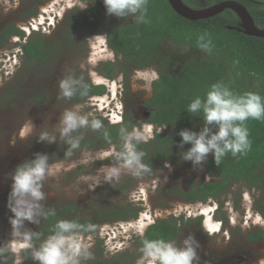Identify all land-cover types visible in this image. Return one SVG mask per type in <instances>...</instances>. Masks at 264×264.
Instances as JSON below:
<instances>
[{
  "label": "rangeland",
  "instance_id": "obj_1",
  "mask_svg": "<svg viewBox=\"0 0 264 264\" xmlns=\"http://www.w3.org/2000/svg\"><path fill=\"white\" fill-rule=\"evenodd\" d=\"M85 4L87 3L83 0H0V34L12 26L25 34L23 39L10 37L0 47V246L11 242L8 218L12 214L6 207L12 184L11 175L17 165L33 159L37 153L50 156L53 159L51 163L65 159L67 148L60 138L58 122L66 109L82 104L83 112H91L94 117L100 116L109 124L119 123L124 116L132 118L138 123L135 128L148 137L147 141L155 133H162L166 129L158 132L157 128L146 123V111L143 108L144 102L152 95V83L158 78L157 68L150 66L129 71L125 77L117 74L112 82H107L101 74L104 65L111 63L117 67L121 59L107 47L106 35L81 37L75 30V25L74 30L72 29L77 12L90 6L103 12L105 31L131 23L134 18L107 15L103 0L87 4L88 7L81 10ZM198 6L200 7L197 9L204 8L202 4ZM32 35L46 36L49 39L51 49L44 62H29L22 54L21 45ZM166 56L183 61L189 57L198 59L201 54L190 49L176 51L171 45H167L159 53V57ZM153 72L156 79H152ZM137 73L142 76L137 77ZM69 75L83 78L87 84L104 86L105 94L81 103L61 98L58 83ZM97 80L99 83L95 82ZM30 120L35 125L31 129L28 127ZM42 130L55 135L56 142H39L38 136ZM211 131L216 130L211 128ZM94 134L95 131L91 129L73 133L83 139H89ZM113 150L118 151L114 146L98 150H74L73 156L64 163L67 167L71 162L79 161L85 152L95 154ZM210 155L211 153L195 168L191 161L175 157L172 161L158 164L156 169H151L142 177L124 172L118 181L107 183L101 176L99 185L94 188H89L92 181L84 182L81 177L95 176L102 165L115 163L113 157L89 164H77L75 168L62 170L57 176L46 179L43 191L47 198L41 203L44 210L50 206L74 204L78 207L76 215L82 218L93 216L95 209L123 207L129 211L130 217L134 210H140L136 219L105 223L97 233L84 236L86 241L90 238V251L93 254V258L84 264L113 261L117 264H137L142 255L137 246L138 238L142 237L138 229L143 226L144 234L154 221L170 217L184 219V225L174 241L177 245L182 246L189 234L199 241V259L194 264H201L200 254L204 248L207 252H224L221 256H227L226 264L236 263L234 255H243L244 252L252 254L253 264H264V241H247V237L257 231L264 234V216L255 209L260 191L235 184L221 198L220 204L209 200L205 204L194 205L187 204L172 193L174 187L185 190L188 186L210 182L211 178L204 173V165ZM166 163L171 165L170 169L164 167ZM79 168H83L84 172L79 173ZM199 217L202 219L198 220ZM38 219L39 224L26 222L25 230L38 232L42 217ZM5 252L0 258L6 264H15L14 253L11 250ZM20 257L22 263L33 260L31 250L21 251Z\"/></svg>",
  "mask_w": 264,
  "mask_h": 264
},
{
  "label": "trees",
  "instance_id": "obj_2",
  "mask_svg": "<svg viewBox=\"0 0 264 264\" xmlns=\"http://www.w3.org/2000/svg\"><path fill=\"white\" fill-rule=\"evenodd\" d=\"M49 1V0H44ZM87 4L97 0H83ZM190 8L197 9L213 6L222 2H235L243 6L251 16L254 25L264 30V0H181ZM35 15V14H32ZM139 13H137V16ZM145 23L136 22L135 18L124 26L104 30L105 16L102 11L90 6L75 15L73 30L81 37L99 36L106 34V44L109 50L121 59L117 67L111 63L105 65L104 76L112 80L117 70L124 77L129 71L142 70L155 66L158 79L152 83V95L144 103L147 110L146 122L155 128H166L162 133H155L147 142L137 144V150L145 153L143 163L150 169L165 161H172L175 157H183L191 145L181 144L180 131L188 129L199 132L205 126L202 114L192 115L187 111L188 105L196 97L204 99L216 83H223L234 94L243 95L247 92L258 93L264 98V38L247 36L238 32L241 24L236 14L227 9L207 19L196 21L178 16L170 7L167 0H148L144 14ZM232 28V29H230ZM207 33L212 41L211 52L198 48V36ZM10 37L23 39L22 30L9 27L0 34V47L7 43ZM171 45L174 50L190 49L199 52L198 59L189 57L183 61L172 59L170 56L159 57L165 46ZM51 49L46 36L32 35L21 45V51L29 62H44ZM116 71V72H117ZM89 85L87 97L79 94L69 100L81 103L92 97L105 94L104 86ZM67 100V99H66ZM103 128L95 131L93 137L81 140V147L75 151L98 150L107 146H114L118 151L123 149L119 129L125 127L131 131L137 126L132 118L124 116L119 123L109 124L100 116ZM249 131L251 148L245 154L233 155L228 152L219 166L215 164L211 154L204 165V173L211 178L210 182L188 186L186 190L178 187L172 192L186 203L205 204L209 200L219 202L235 184H241L250 190L260 191L256 201V211L264 216V120L249 119L243 123ZM217 131L216 126H210ZM107 133V137L105 136ZM68 148V145L65 146ZM59 150V146H58ZM53 161L49 156V162ZM84 172L83 168L77 170ZM78 207L74 204L50 206L42 216L38 230L39 239L33 241L35 247L53 234V229L59 220H72L81 225L95 226L93 232H85L83 236L97 233L105 223H117L136 219L140 210H134L132 217L123 207L111 210H97L90 217L82 218L76 215ZM51 213H54L51 214ZM130 214V215H131ZM199 217L198 220H201ZM224 221H227L226 219ZM184 225L183 217L175 219H158L150 224L142 237L138 238L137 246L142 249L143 240L163 239L175 241ZM264 239V234L257 231L247 237L248 241ZM6 254L3 252L2 257ZM22 264H38L29 259ZM102 264H117L102 262Z\"/></svg>",
  "mask_w": 264,
  "mask_h": 264
},
{
  "label": "clouds",
  "instance_id": "obj_3",
  "mask_svg": "<svg viewBox=\"0 0 264 264\" xmlns=\"http://www.w3.org/2000/svg\"><path fill=\"white\" fill-rule=\"evenodd\" d=\"M148 0H103L106 14L117 18H135L136 22L145 23L144 14ZM85 4L81 10L87 8ZM137 13L139 15L137 16ZM199 49L211 52L212 41L207 33L197 38ZM137 73V77H141ZM152 73V79H156ZM99 83V80L95 81ZM59 96L71 100L78 94L87 97L89 85L83 78L69 75L58 83ZM84 105L75 104L66 109L59 119L60 138L68 145L65 159L55 163L49 162V156L37 153L33 159L26 160L13 171L11 175V190L7 198V209L11 212L9 223L11 226V242L6 246H0V257L6 250H11L16 256L15 264H22L20 252L31 250V258L38 264H84L91 260L93 254L90 251L91 242L85 240L83 233L93 232L94 225H81L72 220H59L54 226L53 234L48 236L39 247L33 244L34 239H39L40 234L31 229L25 230L26 222L39 224V217H46L50 213L44 212L42 201L47 194L43 191L44 182L49 177L57 176L62 170L67 171L75 168L77 164L94 163L112 156L115 163L102 165L95 176H83L84 182L92 181L89 188H94L100 183L101 176L104 182L118 181L122 173L126 172L134 177H142L151 171L150 167L143 163L144 152L137 150V144L144 141L146 137L140 130L133 127L131 131L121 127L119 129L120 139L123 142L122 151H104L99 153L85 152L82 159L73 161L65 166L64 161L73 156L74 150L81 147L82 136H74L81 129L99 131L103 128L100 119L93 116L91 112H83ZM187 111L192 115L202 114L204 127L198 133L192 130H182L180 146L190 144L191 147L183 153V159L191 161L194 168L201 165L211 153L215 164L220 165L222 158L231 152L233 155L245 154L251 148L249 131L243 123L249 119L264 120V98L258 93L247 92L243 95L234 94L223 83H216L206 94L204 99L196 97L188 105ZM210 126H216L217 131L212 132ZM28 127L35 125L30 120ZM163 128L157 129L161 132ZM148 131H151L149 126ZM107 137V133H105ZM57 137L47 130L39 133L38 141L48 144L55 143ZM164 167L171 168L170 164ZM166 179V178H165ZM207 179V177H206ZM54 215V213H51ZM143 226L138 229L143 235ZM13 243L15 247H13ZM199 241L189 234L182 242V246L173 241L163 239L143 240L141 257L137 264H194L198 261L197 248ZM0 264L6 261L0 258Z\"/></svg>",
  "mask_w": 264,
  "mask_h": 264
},
{
  "label": "water",
  "instance_id": "obj_4",
  "mask_svg": "<svg viewBox=\"0 0 264 264\" xmlns=\"http://www.w3.org/2000/svg\"><path fill=\"white\" fill-rule=\"evenodd\" d=\"M167 2L178 16L192 21L207 19L229 9L233 11L240 20L241 27L237 29L238 32H242L247 36L264 38V30H260L254 25L249 13L238 3L222 2L213 6L194 9L185 5L181 0H167Z\"/></svg>",
  "mask_w": 264,
  "mask_h": 264
},
{
  "label": "flooded vegetation",
  "instance_id": "obj_5",
  "mask_svg": "<svg viewBox=\"0 0 264 264\" xmlns=\"http://www.w3.org/2000/svg\"><path fill=\"white\" fill-rule=\"evenodd\" d=\"M104 35V34H103ZM106 35V34H105ZM99 36H101V35H99ZM106 37V36H105ZM105 40H106V38H105ZM106 65V64H105ZM105 65H104V68L101 70L102 72H101V74L103 75V77L107 80V82H112V80L114 79V77L117 75V74H121L122 75V73L120 72H118L117 70V72L115 71V73H114V77H113V79L112 80H109V79H107L105 76H104V73H103V71L105 70ZM123 76V75H122ZM159 76V75H158ZM158 79V78H157ZM156 79V80H157ZM88 84H90V83H88ZM90 85H92V84H90ZM92 86H95V85H92ZM99 86H102V85H99ZM149 99V98H148ZM147 99V100H148ZM146 100V101H147ZM145 101V102H146ZM144 102V103H145ZM143 108H144V104H143ZM144 110L146 111V113H145V121L147 120V117H148V114H147V110L144 108ZM147 123V122H146ZM175 188V187H174ZM186 190V189H185ZM182 199V198H181ZM183 200V199H182ZM221 200V199H220ZM220 200H219V202H217L218 204H220ZM184 201V200H183ZM210 201H214V200H210ZM188 204V203H187ZM191 205V204H190ZM202 228L203 229H205V227L204 226H202ZM215 231V230H214ZM207 232H209V231H207ZM215 233V232H214ZM213 233V234H214ZM248 241V240H247ZM262 241H264V239H257V240H255V241H248L249 243H256V242H262ZM204 250H206V248H204ZM204 250H201L203 253L202 254H200V261H201V264H226L225 263V261L228 259L227 258V256H225V257H222L221 255H222V253H224V252H218V251H212V252H207V250L206 251H204ZM238 254V253H237ZM234 255V260L236 261V263H232V264H253V261H254V258H252L251 257V253L250 252H244L243 253V255ZM245 254V255H244ZM247 255V256H246ZM227 262V261H226ZM228 264V263H227ZM261 264H263V263H261Z\"/></svg>",
  "mask_w": 264,
  "mask_h": 264
},
{
  "label": "bare ground",
  "instance_id": "obj_6",
  "mask_svg": "<svg viewBox=\"0 0 264 264\" xmlns=\"http://www.w3.org/2000/svg\"><path fill=\"white\" fill-rule=\"evenodd\" d=\"M210 229H211V227H210ZM211 230H214V229H211ZM214 233V232H213Z\"/></svg>",
  "mask_w": 264,
  "mask_h": 264
}]
</instances>
